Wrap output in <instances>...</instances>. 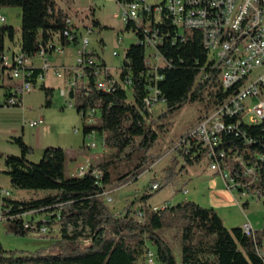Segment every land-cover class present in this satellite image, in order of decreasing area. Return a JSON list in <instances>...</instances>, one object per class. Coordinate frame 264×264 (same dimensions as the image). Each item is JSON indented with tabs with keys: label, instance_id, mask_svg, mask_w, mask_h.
Instances as JSON below:
<instances>
[{
	"label": "trees",
	"instance_id": "trees-1",
	"mask_svg": "<svg viewBox=\"0 0 264 264\" xmlns=\"http://www.w3.org/2000/svg\"><path fill=\"white\" fill-rule=\"evenodd\" d=\"M6 6L23 9L19 49L29 56L39 49L38 37L46 46L56 32L63 33L68 26L65 18L69 15L57 4V0H0V7ZM94 24L99 26L100 21L94 19ZM126 29H131V24H127ZM174 31L172 29L169 40L160 44V51L169 63L158 68L162 78L157 81V86L166 104V109L158 116L159 120L148 121L151 114L145 106V97L149 93V82L155 83L150 80L155 72L146 66V48L139 42L128 47L122 65V78L130 77L131 85L110 91L95 87L94 77L90 76L87 82L78 79L67 94L76 100L73 105L81 113L84 137L99 132L105 146L116 149L115 155L108 154L106 158L91 163L83 175H67L66 148L49 145L39 161H32L27 155L34 149L21 135L13 138L21 153L5 157L4 172L9 175L12 185L24 189H44L49 193L36 198L16 199L10 192L4 196L10 198V214L42 212L44 215L40 220L30 219L40 225L47 219V213H52L49 224L56 222L60 235L52 238L46 248L19 254L4 249L0 242V264H138V260L144 254L148 257L150 252L160 264H264V228L254 229L252 233L245 232L243 226L228 228L214 207H204L193 200L168 204L157 210L147 208V219L141 221L135 217L136 214H132L133 202L117 214L103 195V191L114 181L127 182L138 177L147 165L159 159L152 149L157 145L170 116L188 103L203 100L209 93L213 97L214 108L230 93L218 81L220 67L213 69L208 79L199 80L203 68L211 69L202 33L194 30L182 39L175 38ZM15 36L14 26L6 22L0 24V57L17 51L6 45V41L13 42ZM77 41L78 38L72 42L62 36L65 47ZM94 53L104 62L95 49ZM5 69L0 64V79ZM35 71L33 77L40 69ZM0 86L9 96L10 86L6 83H0ZM41 87L45 89L46 105L50 106L53 88L46 87L45 83ZM91 108H96L98 112L96 119L88 123L85 119ZM243 127L249 135H258L261 141L248 143V139L224 132V139H219L217 147H225L230 153L238 151L246 162L253 163L258 159L256 153H264V144H261L264 142V120L258 124L243 123ZM128 148L130 151L126 152ZM123 153V160L129 164L126 170L120 171ZM2 155L0 151V157ZM186 159L179 167V159L173 156L163 169L161 178L151 180V186L159 182L161 189L177 181L188 166L199 163L203 156H187ZM229 164L234 175L240 180L246 179L238 163ZM96 172L101 174L99 178ZM255 186H260L264 192V164ZM151 194L145 193L143 200ZM0 207L4 210L5 206ZM175 217L181 222L180 261L159 233L160 229L171 227ZM18 222L22 223V218ZM14 232L21 235L27 233L24 230Z\"/></svg>",
	"mask_w": 264,
	"mask_h": 264
},
{
	"label": "built area",
	"instance_id": "built-area-1",
	"mask_svg": "<svg viewBox=\"0 0 264 264\" xmlns=\"http://www.w3.org/2000/svg\"><path fill=\"white\" fill-rule=\"evenodd\" d=\"M120 6L121 16L125 25L131 24L135 32L137 42L146 48V66L154 71L155 83L149 82V93L145 97V106L150 112L148 121H151L154 108L159 103H165L161 97V90L157 81L162 78L158 68L169 62L160 51V44L170 39L172 29L176 37L185 39L187 33L199 30L202 33L203 43L208 50L211 67L203 68L199 80L204 81L212 75V70L220 67L218 81L225 90H230L212 112L205 114L189 131H187L172 150L180 152L183 162L186 157L193 158L202 155L210 162L211 169L220 173L226 186L230 190H236L241 195L261 196L262 188L255 186L260 179V172L264 164V153H256L253 163L246 162L244 156L238 151L230 153L225 147H217V139H224V132L234 133L239 138L248 139V143L261 141L258 135H249L243 127V123L258 124L264 120V0H116ZM7 17L0 11V22H6ZM67 28L63 33L56 32L54 37L45 46L42 38L38 37L39 49L33 56H29L21 49L10 52L0 57V64L6 67L0 83L10 86V95L0 96V105L16 106L23 104V96L33 89L38 83H45L50 73L65 77L67 74V87L62 88V93L67 95L69 90L77 84L78 79L88 81L94 77L95 87L107 88L112 91L119 86L131 85V78H122L123 61L116 68V72L104 62H101L90 46V40L81 32L83 26L88 32L94 31L92 25L82 24L72 16L65 18ZM62 36L74 41L78 38V49L73 64H54L50 60V54L62 53L65 45ZM123 41V38H119ZM118 52L115 50L114 55ZM38 60L41 62L38 64ZM36 68L40 72L34 76ZM89 69V72H88ZM85 82V81H84ZM256 102L252 104L254 101ZM69 105H73L70 100ZM97 109L91 108L86 117V122H93L97 116ZM251 116V117H250ZM249 117V119H248ZM42 120V119H41ZM39 119L29 121L31 126L40 123ZM76 131L78 128L75 129ZM92 136V134H89ZM264 144V142H261ZM90 147L97 146L96 141L88 142ZM230 162L238 163L242 168V175L246 178L240 180L232 172ZM89 168V164L80 165L74 172L75 175H83ZM99 178L101 174L96 172ZM255 184V185H254ZM160 183L152 185V189L158 190ZM188 189H184L187 191ZM110 190L103 191L107 201H111ZM8 189L0 188V200L8 196ZM168 205V202L167 204ZM165 205V206H166ZM11 206L0 213V220L8 222L13 231H26L37 235H45L50 232L52 225L47 219L38 225L35 221L25 218L31 212L10 214ZM147 212L141 207L136 211L138 220L144 221ZM22 218V223L19 219ZM47 222V223H46ZM245 232L252 233L254 228L251 223L243 225ZM264 244V242H263ZM148 260L155 262L153 252L149 253Z\"/></svg>",
	"mask_w": 264,
	"mask_h": 264
},
{
	"label": "rangeland",
	"instance_id": "rangeland-1",
	"mask_svg": "<svg viewBox=\"0 0 264 264\" xmlns=\"http://www.w3.org/2000/svg\"><path fill=\"white\" fill-rule=\"evenodd\" d=\"M57 4L64 8L69 16L80 21L82 24L92 25L94 31L88 32L87 27L83 26L81 32L88 36L90 46L100 54L107 64L116 72V68L121 65L126 50L131 44L137 42V37L132 29H126V25L121 16L120 6L116 0H57ZM0 11L7 17V24L15 28V40L13 42L7 40L6 45L11 50H18L22 36L23 9L20 6L0 7ZM94 19L100 21V25L94 24ZM5 22H0L4 24ZM123 38V41H119ZM78 46L70 44L62 53L50 54V60L54 64H73L76 58ZM9 50V51H11ZM118 54L114 55V51ZM41 61L38 60V64ZM69 76V74H67ZM57 76L50 73L45 79L46 87L53 88L52 104L46 105L45 89L41 87V83L36 84L29 92L23 96V105L34 110H41L44 115L43 123H46L48 130L60 135L61 143L57 144L67 149L69 163L70 155L78 154L77 161H84L88 155L108 152L115 155L116 149L105 146L102 135L98 132L92 136H87L86 143L96 141L97 146L84 147L83 143V120L81 113L77 111L75 105H69L70 100H76L64 95L62 88L67 87L68 77ZM4 87L0 86V96L3 97ZM130 95L131 94V91ZM256 100L252 103L254 104ZM22 106L0 105V186L4 189L11 190L13 198L30 199L41 197L49 193L44 189H24L17 188L12 185L10 177L4 172L6 169L5 157L8 154H20L21 150L18 144L11 145L10 141L3 138L11 131L13 127H19L23 119L20 113H16L14 108ZM153 119L157 120L159 114L166 109L165 103H159L155 106ZM213 110V97L207 94L201 101L186 104L173 116L167 119V126L161 133L157 145L152 149L157 156V160L152 161L146 166L145 171L138 177H133L127 182H116L108 185L112 197L111 201H107L109 207L117 214L122 212L127 204L133 202V212L135 209L143 207L145 210L163 208L167 202L169 205H175L185 200H193L204 207H214L221 215L225 225L228 228L243 226L245 223H251L252 227L257 230L264 228V192L261 196L241 195L236 190H230L224 181L223 176L211 169L210 162L203 158L199 163L188 166L186 172L178 177V180L169 183L158 190L152 189L151 180L153 178H161L163 169L172 161L173 156H177L180 161L179 167L183 165V158L180 152L172 150L178 140L190 129L195 127L197 122L205 115ZM251 117V116H250ZM249 119V117H248ZM159 120V119H158ZM42 123V124H43ZM49 126V127H48ZM78 128L76 131L75 129ZM11 146L17 152L11 150ZM130 151V148L126 152ZM122 154L119 170L124 171L128 168L129 162L123 160ZM67 169V175H69ZM188 189L184 191V189ZM151 192V196L147 200H143L142 196ZM9 197L0 200V206H10ZM0 207V213H2ZM147 212V210H146ZM44 214L42 212H34L27 215L29 219L33 218L38 221ZM148 215V212H147ZM146 215V219H147ZM137 218V216L135 215ZM145 219V220H146ZM56 224L51 226V232L45 235H37L26 233L18 234L12 230L8 222L0 220V242L4 249L13 250L19 253L33 252L40 248H46L50 245L52 238L60 235ZM161 236L167 240L173 249L178 261L181 259V222L175 217L171 227H165L159 230ZM155 250L154 247H152ZM138 264H160L156 258L154 263L148 260L146 254L137 262Z\"/></svg>",
	"mask_w": 264,
	"mask_h": 264
},
{
	"label": "crops",
	"instance_id": "crops-1",
	"mask_svg": "<svg viewBox=\"0 0 264 264\" xmlns=\"http://www.w3.org/2000/svg\"><path fill=\"white\" fill-rule=\"evenodd\" d=\"M68 77V76H65ZM64 77V80L66 81ZM24 101V100H23ZM16 113H20L23 117L21 124L19 127H13L9 133H7V136H4L3 138L6 141L12 140L15 136H22L25 142L30 145L33 149V153H29L27 155V158H29L32 161H39L42 158L43 152L45 148L49 145H57V144H62L61 143V137L60 135H57L56 133L53 132V130H48L46 127V123H43L44 121V115H42L41 110H34L30 107H25L23 105L22 107H17L14 108ZM33 119H39L41 120L39 124L36 126H31L29 124L30 120ZM43 123V124H42ZM49 127V126H48ZM76 128V127H75ZM11 145H15L14 141H10ZM83 143L84 147L87 145L86 143V138L84 137L83 134ZM19 147V146H18ZM87 147V146H86ZM85 147V149H86ZM20 148V147H19ZM89 148V147H88ZM112 149V148H111ZM11 150L14 152H17L14 147L11 146ZM21 150V149H20ZM77 155L78 154H72L70 155L69 158V163L67 162V169L70 171L69 175H75L74 172L75 170L83 164H91L98 162L102 160L103 158H106L108 155V152L104 153H97L94 155H88L85 157L84 161H77ZM68 151H67V159H68ZM1 187V186H0ZM10 192L11 190L8 189ZM16 199H22V198H16ZM7 206L4 207L6 209Z\"/></svg>",
	"mask_w": 264,
	"mask_h": 264
},
{
	"label": "bare ground",
	"instance_id": "bare-ground-1",
	"mask_svg": "<svg viewBox=\"0 0 264 264\" xmlns=\"http://www.w3.org/2000/svg\"><path fill=\"white\" fill-rule=\"evenodd\" d=\"M220 142V140L219 139H217V145H218V143Z\"/></svg>",
	"mask_w": 264,
	"mask_h": 264
}]
</instances>
